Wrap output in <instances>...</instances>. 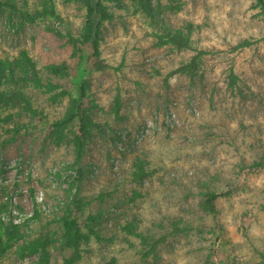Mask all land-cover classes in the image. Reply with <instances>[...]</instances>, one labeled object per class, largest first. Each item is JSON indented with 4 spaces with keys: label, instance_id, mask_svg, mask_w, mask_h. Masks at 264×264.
Here are the masks:
<instances>
[{
    "label": "rangeland",
    "instance_id": "rangeland-1",
    "mask_svg": "<svg viewBox=\"0 0 264 264\" xmlns=\"http://www.w3.org/2000/svg\"><path fill=\"white\" fill-rule=\"evenodd\" d=\"M101 1L96 67L90 0H0V264H264V9Z\"/></svg>",
    "mask_w": 264,
    "mask_h": 264
},
{
    "label": "trees",
    "instance_id": "trees-1",
    "mask_svg": "<svg viewBox=\"0 0 264 264\" xmlns=\"http://www.w3.org/2000/svg\"><path fill=\"white\" fill-rule=\"evenodd\" d=\"M259 5L262 6L264 9V0H257ZM89 5V11H88V17L87 22L85 26V32L83 35V42L84 45H86L88 50V56L87 60L88 63L99 67L101 65V61L99 59L100 56V50H99V30L101 27L102 22L107 18V11L102 3L101 0H90ZM178 39V42L182 44H185L184 41H182L181 37L179 35L176 37ZM16 65L26 69L27 74L29 78L35 77V75L38 74L36 71V65L35 62L31 59V57L28 55L26 51L20 52V57L16 60ZM197 58L193 59L191 63L188 65V72L194 74L195 70H197ZM10 71H7L4 64L0 61V77L4 76L6 72H10V74H13V69H9ZM64 67H55L53 66L51 71L55 74H61L64 71ZM186 70V69H184ZM76 112L72 115H70V118H67V123L72 120H78L79 122V147L77 151V159L75 162V172L77 173L76 183L80 184L84 179L85 171L81 167V157H82V145L84 144L85 139L87 138L89 134V122L86 118V104H85V90L84 88L81 89V95L77 103L75 104ZM69 117V116H68ZM220 197L219 194L215 193L208 197L207 201L208 204L212 210L213 213H217V205L216 202L218 198ZM73 204L75 206V212H72V219L64 218L62 220L63 226L69 230V231H79V225H78V212L81 210L82 207V199L79 194L76 195ZM39 214V211L37 207L34 210V218H36ZM32 219V218H31ZM5 221H8V228L11 231L12 236H15L18 231V228L20 227L19 224L14 220L12 216H8L7 220H2V224L5 223ZM30 221H24L23 224H28ZM70 264V263H69Z\"/></svg>",
    "mask_w": 264,
    "mask_h": 264
}]
</instances>
